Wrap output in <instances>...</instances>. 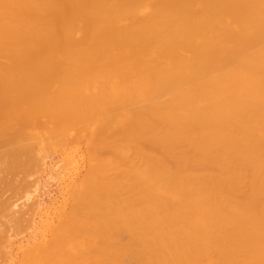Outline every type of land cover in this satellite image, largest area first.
Segmentation results:
<instances>
[{
  "label": "bare ground",
  "instance_id": "6f19581e",
  "mask_svg": "<svg viewBox=\"0 0 264 264\" xmlns=\"http://www.w3.org/2000/svg\"><path fill=\"white\" fill-rule=\"evenodd\" d=\"M45 138L86 167L28 264H264V0H0V175Z\"/></svg>",
  "mask_w": 264,
  "mask_h": 264
},
{
  "label": "rangeland",
  "instance_id": "374dc122",
  "mask_svg": "<svg viewBox=\"0 0 264 264\" xmlns=\"http://www.w3.org/2000/svg\"><path fill=\"white\" fill-rule=\"evenodd\" d=\"M108 79L111 81H115L116 77L114 75H110L108 76ZM41 138L42 136H40L39 139ZM49 138H51L52 140L53 136L49 135ZM40 141L41 142H37V141L35 142V145H36L35 148L37 150L34 149L35 150L33 152L34 155L31 159L32 161L34 160V162H32L33 165L32 164L31 166L28 165L27 168H29V170L27 169L25 174L22 173L25 171V169L24 171H21L20 174H17V172L19 173V171L22 170L23 168L22 169L20 168L19 171L13 170V171H16L15 172L16 175L20 177L21 179V180L19 179L20 181L18 179L15 180L16 175L14 174L13 171L12 173L15 176L12 175L9 172L10 170L8 171L4 169L7 172H9L10 175H12L11 178L14 176L15 178L14 180H11L10 178H6L7 176L5 177V176L0 175V179H2L1 177H5V179L3 178L4 180L3 179L2 181L0 180L1 185L3 181H4L3 185L4 184L5 185L0 186V187H3V189H6V190L9 189V191L5 190L6 191V197H5L4 196L5 192L4 190L2 192V188H1V191H0L1 204H3L2 199L4 198L6 200L8 195L10 197H8L9 199L7 198L6 200L7 203H9V200L12 199L10 202L11 204L10 203L8 204L9 207H7L8 205L4 203L6 205H3V208H5L6 206V209L1 208L0 206L1 208L0 210H2L0 212L1 213L3 212L2 214L0 213V220L3 219L5 215L4 217L5 224L3 223L2 224L3 226L6 225V227L5 226L3 227L0 225V239H1L0 248L4 251L2 252V254L0 253V257L2 258V260H0V264H28L27 260L25 259L26 256L22 254L24 252L26 253L27 251L25 250H28L31 247V245L33 244L35 245L37 244V242L47 239L49 237V233L51 235V231H50L51 226L57 223L59 216H62L64 213H66L69 210L67 208L70 207L71 202H72L71 192L73 193L72 190L74 189V186H75L74 183H77L79 179H81V177L85 173L86 157H84V155H86V146H85L84 141H81L80 139H76V140L73 139V141L71 140L72 143H69L68 141L69 144L60 143V145H55L54 143H52V141L50 142L49 140L46 141V138ZM35 156H38L39 158ZM0 164H5V161L2 160L1 162L0 160ZM2 166L0 168L3 169ZM2 169L0 170L1 173L3 172ZM6 174H2V175H6ZM7 175L8 177L10 176L9 174ZM22 176H23V180L21 178ZM6 179L7 181H5ZM8 179H10L11 183L13 184L14 182H16L17 184L15 183V185L16 186L18 185V186L15 187L10 182L5 183L9 181ZM24 182L26 184H28L27 182H29V185L28 186L26 185L27 186L26 187L24 185L25 184ZM20 183H24L22 185L25 186L26 188L23 187L24 189L19 190V188H21ZM10 184L12 185L11 188L13 190L10 189L9 187ZM5 186L9 188L8 189L7 187L4 188ZM15 188H18L19 192H21L20 195H17L16 192L18 191L14 192ZM11 190L12 192H14V195L11 192ZM12 195L13 197L11 198ZM18 196L20 197L18 198ZM15 197L18 199H16ZM29 201L33 202L35 204V207L33 206L34 204L31 205L32 203H30ZM16 204H18L21 207V210L24 209L23 216L21 215L22 214L21 210L19 211L20 207L18 205L16 206ZM28 205H30L29 206L30 208L28 207ZM16 207H18V209H16ZM33 207H34V210L32 211ZM12 208L16 210L15 211L13 210L14 212H12ZM4 211L6 212V214ZM9 211L10 213L12 212L11 215L13 217L15 214H17V216H15V218L17 217L16 218L17 220H15V223L17 224L18 222L19 224L17 225L19 227H16L17 226L16 224L15 225L12 224L15 218L11 220L9 219L11 216ZM16 211H19L21 213L20 214L21 216L19 215L18 212L15 213ZM28 212L32 214L31 215L32 217L29 218L30 214ZM6 215H8V217H6ZM18 215L20 217H18ZM25 217L26 218L28 217L30 221L28 220V218H27L28 220L27 221ZM5 219L9 220V222L12 225L10 226V223L8 222L7 224ZM0 222H3V221H0ZM20 223H22L23 226ZM27 224L28 225L30 224V226H28ZM8 226H10L9 230L7 229ZM1 227H3V229ZM12 228L15 229V231L18 230V233L16 234L15 231L11 230ZM1 249H0V252L2 251ZM20 256L21 258L23 257V259H20ZM20 260L21 261L23 260L22 263L20 262Z\"/></svg>",
  "mask_w": 264,
  "mask_h": 264
}]
</instances>
